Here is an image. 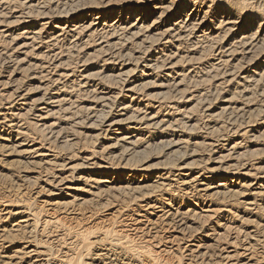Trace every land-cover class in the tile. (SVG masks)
Here are the masks:
<instances>
[{"label": "rangeland", "instance_id": "rangeland-1", "mask_svg": "<svg viewBox=\"0 0 264 264\" xmlns=\"http://www.w3.org/2000/svg\"><path fill=\"white\" fill-rule=\"evenodd\" d=\"M5 1L0 264H264V0ZM137 17L157 27L125 30ZM148 194L166 211L211 210L194 242L211 261L162 242L176 232L154 246L134 230L145 220L132 200ZM235 232L258 237L235 244H251V261L224 260Z\"/></svg>", "mask_w": 264, "mask_h": 264}, {"label": "bare ground", "instance_id": "bare-ground-1", "mask_svg": "<svg viewBox=\"0 0 264 264\" xmlns=\"http://www.w3.org/2000/svg\"><path fill=\"white\" fill-rule=\"evenodd\" d=\"M5 1V0H4ZM163 1V0H162ZM204 1V0H203ZM215 1H217V0H215ZM219 1V0H218ZM2 2H3V0H2ZM2 2H1V4H2ZM6 2V1H5ZM25 3V2H24ZM230 4V3H229ZM234 4V3H233ZM160 5H162V3H160ZM29 6V5H28ZM74 6V5H73ZM235 6V8H236V10L237 9H241L242 7L240 6V5H234ZM229 7V6H228ZM231 7V6H230ZM133 8H135V7H131V12H133ZM76 9V8H75ZM157 9H160V10H163L161 13H160V17H163L167 12H169V10L171 9L170 7H163L162 8V6H158V8ZM2 11V10H1ZM0 11V12H1ZM67 11V10H66ZM130 11V10H129ZM74 12V11H73ZM227 11H225V13H226ZM231 13V12H230ZM46 14V13H45ZM1 15V14H0ZM155 21V20H154ZM153 21V23L151 24V25H146V22H145V20H143V19H139L138 17H137V19L135 20V22L133 23V24H130L129 25V27H127V28H125V30H128V31H132V30H134V35H138V36H140L141 35V33H149V32H151L152 31V29L154 28V26L155 27H157V24H158V21H155L154 22ZM236 22V21H235ZM226 23V22H225ZM229 23V22H228ZM227 23V25H229ZM232 23H233V21H232ZM194 24V23H193ZM200 24V23H199ZM77 27V26H76ZM125 27V26H124ZM191 27H192V25H191ZM194 27V26H193ZM230 27V26H229ZM188 28V27H187ZM186 28V29H187ZM190 28V27H189ZM76 29V28H75ZM225 30H226V27L224 28ZM229 29V28H228ZM230 29H231V27H230ZM180 30V29H179ZM178 30V31H179ZM192 30V29H191ZM195 30V29H194ZM123 31H124V29H123ZM177 31V32H178ZM230 31V30H229ZM102 33V32H101ZM171 33V28L170 29H167L166 31H164L163 33H162V36L160 37L161 39H163V40H165L166 39V37L169 35ZM172 35H174L173 33H172ZM179 35V34H178ZM180 36V35H179ZM182 36V35H181ZM149 37V36H148ZM206 37V36H205ZM158 38V37H157ZM173 38V37H172ZM179 38V37H178ZM177 38V39H178ZM183 38V37H182ZM152 39V38H151ZM159 39V38H158ZM188 39V38H187ZM128 40V39H127ZM130 40V39H129ZM148 40V39H147ZM173 40V39H172ZM153 41V40H152ZM264 41V40H263ZM250 42V41H249ZM248 43V42H247ZM50 45V44H49ZM156 45V44H155ZM241 46V45H240ZM260 46V45H259ZM139 47V46H138ZM244 47V46H243ZM195 48V47H194ZM111 49V48H110ZM154 49V48H153ZM148 50V49H147ZM261 50V49H260ZM232 52V51H231ZM254 52V51H253ZM175 54V53H174ZM251 57V56H250ZM126 58V57H125ZM254 58V57H253ZM169 60V59H168ZM150 61V60H149ZM154 61V60H153ZM145 63V62H144ZM127 64V63H126ZM160 64V63H159ZM156 65H157V62H156ZM172 65V64H171ZM165 66V65H164ZM146 68H149V69H153L154 67L156 68V66H155V64L154 63H152V62H150V63H146V66H145ZM157 67H159L158 65H157ZM167 68V67H166ZM165 68V69H166ZM170 68V67H169ZM221 68V67H220ZM155 70H157V69H155ZM159 70V69H158ZM234 70V69H233ZM134 71V70H133ZM251 79V78H250ZM258 81H260V80H258ZM85 86V85H84ZM165 87H168V86H166V85H164ZM172 87V86H171ZM138 88V86H132V87H130V88H128V92H130V93H134L135 91H136V89ZM247 91V90H246ZM5 94V93H4ZM16 95V94H15ZM21 96V95H20ZM18 97V96H17ZM23 97V96H22ZM16 98V97H15ZM24 99V98H23ZM51 99V98H50ZM49 99V102L50 101H52V100H50ZM56 101V100H55ZM170 101V100H169ZM48 101H47V103H49ZM57 102V101H56ZM59 102V101H58ZM18 103V102H17ZM43 103V102H42ZM44 104V103H43ZM56 104V103H55ZM57 104H60V103H57ZM56 104V105H57ZM41 105V104H40ZM52 105V104H51ZM61 105V104H60ZM37 106V105H36ZM35 106V107H36ZM54 106V105H53ZM36 108H38V107H36ZM36 108H34V109H36ZM40 108V107H39ZM44 108V107H43ZM42 110V109H41ZM46 110V109H45ZM142 111V110H141ZM39 112V111H38ZM41 112V111H40ZM43 112V111H42ZM50 113H51V110L49 111ZM45 113V112H44ZM47 113V112H46ZM45 113V114H46ZM103 113V112H102ZM42 114V113H41ZM180 114V113H179ZM47 115V114H46ZM50 115V114H49ZM145 115V114H144ZM4 116V115H3ZM40 116V115H39ZM45 116V115H44ZM43 116V117H44ZM47 117V116H46ZM98 118V117H97ZM147 118V117H146ZM22 119V118H21ZM41 119H43L41 116H40V120ZM137 118H135V120H136ZM150 119V118H149ZM149 119H147V121L149 120ZM152 119V118H151ZM37 120H38V118H37ZM39 120V121H40ZM95 121H97V120H95ZM143 121H145V118H140V119H138V123L139 122H142L143 123ZM149 121H151V120H149ZM35 122H37V121H35ZM2 123V122H1ZM4 123V122H3ZM136 123V122H135ZM161 123V122H160ZM160 123L158 124V122H154L153 124H154V127H158V126H160ZM182 123V122H181ZM15 124V123H14ZM111 124V123H110ZM162 124V123H161ZM176 124V123H175ZM44 125V124H43ZM42 125V126H43ZM54 125V124H53ZM148 125V124H147ZM41 126V125H40ZM52 126V125H51ZM50 126V127H51ZM56 126V125H55ZM171 126V125H170ZM178 126V125H177ZM37 127V126H36ZM54 127V126H53ZM53 127H51V128H53ZM149 127V126H148ZM20 128V127H19ZM39 128V127H38ZM43 128V127H42ZM164 129V128H163ZM41 130V129H40ZM54 130V129H53ZM177 130V129H176ZM38 131V130H37ZM52 131V130H51ZM174 132V131H173ZM121 133V132H120ZM18 135H20L19 133H18ZM25 136V135H24ZM56 136V135H55ZM5 139V138H4ZM7 140V139H6ZM129 140V138L128 137H122V138H120L119 139V141H122V142H127ZM8 141V140H7ZM22 143V142H21ZM125 144V143H124ZM179 144V143H178ZM211 144V143H210ZM1 145V144H0ZM10 145V144H9ZM9 145H8V147H9ZM22 145V144H21ZM7 146V145H6ZM14 146H15V144H14ZM19 146H20V144H19ZM1 147V149L2 148H4V147H2V146H0ZM11 148V147H10ZM13 148V147H12ZM15 148V147H14ZM5 149H8V148H6L5 147ZM16 149V148H15ZM19 149V148H18ZM21 149V148H20ZM3 150V149H2ZM44 150V149H43ZM46 150V149H45ZM48 150V149H47ZM6 151V150H5ZM12 151V150H11ZM13 151H14V149H13ZM20 151V150H19ZM17 152L18 153V155H19V153L20 152ZM26 151V150H25ZM24 151V152H25ZM30 151H32V149L30 150ZM50 151V150H49ZM1 152V151H0ZM8 152V151H7ZM15 152V151H14ZM16 152H15V154H16ZM23 152V151H22ZM32 152H34V153H32V154H36V153H38V154H36L37 155V157H43V156H46L45 154H39V151H38V149H36V150H34V151H32ZM51 152V151H50ZM127 152V151H126ZM27 153H29V152H27ZM21 154H23V153H21ZM123 154V153H122ZM13 155V154H12ZM17 155V154H16ZM26 157V156H25ZM40 159V158H39ZM33 162V161H32ZM37 162V161H36ZM35 162V163H36ZM45 162V161H44ZM32 164H34V163H32ZM46 164V163H45ZM48 165V164H47ZM136 168V167H135ZM48 171V170H47ZM63 182V181H62ZM191 182V181H190ZM49 185V184H48ZM57 185V184H56ZM62 185V184H61ZM222 185V184H221ZM220 186V185H219ZM56 187V186H55ZM222 187V186H221ZM133 190V189H132ZM203 190V189H202ZM205 190H208V189H206L205 188ZM204 190V191H205ZM201 191V190H200ZM203 191V192H204ZM40 193V192H39ZM136 193V192H135ZM152 193V192H151ZM218 193V192H217ZM221 193V192H220ZM228 193V192H227ZM158 194V193H157ZM204 194V193H203ZM149 195V194H148ZM211 195V194H210ZM209 195V196H210ZM144 196V195H143ZM142 196V198L141 197H134V199L132 200L133 202H137V203H140V210H141V213L142 212H144V214H142L141 216H138V217H142L145 221H143V220H141V221H136L135 219H133V220H135V222L137 223H135L134 225L136 226V228L134 229L138 234L140 233V234H143V236L142 237H148V238H150L148 241H146L148 244H150V245H154V239L155 238H157V235L158 234H160V229H161V231L164 233H168V232H176V234H177V236L176 235H172V236H169V237H166V238H161L162 239V242H164V241H167V242H171V243H174L177 239H179L180 238V241L181 242H186V243H188V245H187V249L186 248H184V252H189L190 254V256L191 257H193L194 259L193 260H195L196 258H200V261H202V262H205V261H207V260H209V261H211L210 259H212V257L209 255V253H206L207 251H205V252H203L202 251V249L204 250V249H206L207 247H205V248H203L204 246H197V245H194V242H195V238L198 236V234L199 235H201V231L203 230V225L205 224L206 225V223L208 222V221H210L209 220V218H212L211 216H209L208 215V213H210L211 212V210H206V211H201L202 213H204V214H201V213H197V211H195V210H193V209H188V210H186V211H180L179 209H174V207H172L171 208V210H165L164 209V207H162V206H157V204H154V202L152 201V199H151V196L152 195H149L150 197H147V196H144L143 197ZM219 196V195H218ZM129 197V196H128ZM215 198V197H214ZM135 200V201H134ZM204 200V199H203ZM138 206V205H137ZM166 208V207H165ZM128 210V209H127ZM136 211V210H135ZM214 212H215V210H213ZM218 211H220V209L218 210ZM222 211V210H221ZM224 211V210H223ZM154 212H156V213H162L161 215H160V217L157 215V217H159V222H154L153 220V218H154ZM206 212V213H205ZM218 212H217V210H216V214H217ZM229 213V212H228ZM137 214V213H136ZM211 214V213H210ZM15 215H17V214H15ZM156 215V214H155ZM137 216V215H136ZM130 217V216H129ZM133 218V217H132ZM130 219V218H129ZM157 219V218H156ZM123 220V219H122ZM25 222V221H24ZM190 222H197V223H199L201 226H202V228L200 227L198 230H196V231H194L193 230V228L191 229V230H193V231H191L190 230V225H189V223ZM131 223V222H130ZM160 223V224H159ZM129 224V223H128ZM191 224V223H190ZM198 224V225H199ZM130 225H132V223L130 224ZM189 225V226H188ZM218 225V224H217ZM221 225V224H220ZM224 225V224H223ZM137 226H140V228H137ZM220 227V226H219ZM226 227V226H225ZM225 229V228H224ZM237 229V228H236ZM127 231H129V230H127ZM230 231V230H229ZM236 231V230H235ZM240 231V230H239ZM133 232V231H132ZM227 232V231H226ZM233 232V231H232ZM237 232V231H236ZM235 232V233H236ZM131 233V232H130ZM234 233V232H233ZM133 234H135V233H133ZM138 234H137V237H138ZM151 234H153L152 236H150ZM155 234V235H154ZM241 233H236L235 234V236L234 237H232V239L234 240V241H232V246H233V248H234V252H232L234 255H228V256H225V258H224V260L226 259L227 261L229 260H232L233 259V261H234V259L236 260V262H238V260L239 259H244L245 261L246 260H249V261H251V257L253 258L254 256H253V253L255 252V250H254V252L252 253L251 252V244L249 243V244H247L248 242L247 241H254V242H256L257 240V238L258 237H251V236H245V237H242V234L240 235ZM128 235V234H127ZM144 235H148V236H144ZM162 235V234H161ZM205 235V234H204ZM207 235H209V234H207ZM212 235V234H211ZM214 235V234H213ZM220 235V234H219ZM256 235V234H255ZM134 236V235H133ZM140 236V235H139ZM180 236V237H179ZM244 236V235H243ZM132 237V236H131ZM163 237V236H162ZM175 237H177V238H175ZM208 237V236H207ZM210 237V236H209ZM208 237V238H209ZM222 237V236H221ZM229 237H230V235H229ZM133 238V237H132ZM147 238V239H148ZM160 238H157V239H160ZM200 238V237H199ZM223 238V237H222ZM125 239V238H124ZM212 239H214V238H212ZM132 240V239H131ZM139 240H143L142 238L140 239L139 238ZM156 240V239H155ZM201 240V239H200ZM216 241H215V243L217 242L218 243V245H219V241L218 240H221L220 239V237L218 238H216L215 239ZM226 240V239H225ZM136 241V240H135ZM144 241V240H143ZM158 241V240H157ZM180 241H178V242H180ZM222 241H224V239H222ZM130 242H132V241H130ZM130 242H129V238H127V241L123 244V246L124 247H122V249L124 250V252L126 253V254H131V253H134V252H136V253H138L137 255H139V257L138 258H144L145 259V261H147L148 260V257H147V254H150V253H148L147 251L145 252V249H141L140 247H138L137 245L136 246H134V244L136 243H133V248L132 247H130ZM141 242V241H140ZM145 241H144V243L145 244H147ZM156 242V241H155ZM185 242H184V244H185ZM225 242V241H224ZM237 242L239 243V242H241L242 244L244 243V242H247L246 243V245H244V247H242L241 245V247L243 248L242 250H244V252H241L240 250V248H239V246H237V245H235V244H237ZM258 242V241H257ZM139 242H137V244H138ZM157 243V242H156ZM176 243H177V241H176ZM216 243V244H217ZM226 243V242H225ZM231 243V242H230ZM234 243V244H233ZM158 244V243H157ZM164 244V243H163ZM179 244V243H178ZM180 244H182V243H180ZM204 244V243H203ZM221 244V243H220ZM227 244V243H226ZM225 244V245H226ZM253 244V243H252ZM132 245V244H131ZM141 245H143V244H141ZM159 246L158 247H160V244H158ZM183 245V244H182ZM206 245V244H205ZM212 245V244H211ZM217 245V246H218ZM146 245H144V247H145ZM155 246V245H154ZM174 246H175V244H174ZM228 246H229V244H228ZM165 247V246H164ZM167 247V246H166ZM172 247V246H171ZM181 247V246H180ZM184 247V246H183ZM186 247V246H185ZM210 247V246H209ZM212 247V246H211ZM220 247H222V245H220L218 248H220ZM227 247V246H226ZM230 247V246H229ZM178 248V247H177ZM213 248V247H212ZM140 249V250H139ZM148 249V248H147ZM162 249V248H161ZM144 250V251H143ZM163 250V249H162ZM173 250V249H172ZM215 250H217V248L215 249ZM219 250V249H218ZM221 250V252L222 253H224L227 249L226 248H223V249H220ZM166 251V250H165ZM168 251V250H167ZM169 251H170V248H169ZM181 251V250H180ZM208 251H209V248H208ZM212 251V250H211ZM210 251V252H211ZM162 252V251H161ZM171 252H173V251H171ZM170 252V253H171ZM214 252V251H213ZM216 252H218V251H216ZM28 253V252H27ZM33 253V252H32ZM124 253V254H125ZM169 253V252H168ZM226 253V252H225ZM252 253V254H251ZM29 254V253H28ZM34 254V253H33ZM140 254H142V255H140ZM188 254V253H187ZM32 255V254H31ZM38 255V254H37ZM132 255V254H131ZM212 255V254H211ZM217 255V254H216ZM219 255V254H218ZM217 255V256H218ZM220 255H221V253H220ZM219 255V256H220ZM254 255H256L255 253H254ZM261 255V254H260ZM99 256V255H98ZM104 256H106V255H104ZM186 256V255H185ZM189 256V257H190ZM219 256L217 257V258H219ZM101 257V256H100ZM222 257H224V256H222ZM214 258H216L215 256H214ZM256 258V257H255ZM255 258H254V260H255ZM257 258H258V256H257ZM118 259V258H117ZM189 259H192V258H189ZM220 259V258H219ZM125 260V259H124ZM214 260V259H213ZM225 260V261H226ZM253 260V259H252ZM145 261H144V263H145ZM197 261V260H196ZM259 261V260H258ZM252 262V261H251ZM251 262H247L246 264H250ZM260 262V261H259ZM259 262H257L256 264H258ZM140 263V262H139ZM201 263V262H200ZM217 263V262H216ZM228 263V262H227ZM112 264V263H111ZM211 264V263H210ZM233 264V263H232ZM236 264V263H235ZM243 264V263H242ZM245 264V263H244Z\"/></svg>", "mask_w": 264, "mask_h": 264}, {"label": "snow or ice", "instance_id": "snow-or-ice-1", "mask_svg": "<svg viewBox=\"0 0 264 264\" xmlns=\"http://www.w3.org/2000/svg\"><path fill=\"white\" fill-rule=\"evenodd\" d=\"M217 8L220 10H223V11H229L227 5H225V4H218Z\"/></svg>", "mask_w": 264, "mask_h": 264}]
</instances>
